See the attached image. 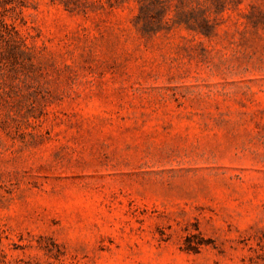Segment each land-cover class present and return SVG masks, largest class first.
Returning a JSON list of instances; mask_svg holds the SVG:
<instances>
[{"label": "rangeland", "instance_id": "obj_1", "mask_svg": "<svg viewBox=\"0 0 264 264\" xmlns=\"http://www.w3.org/2000/svg\"><path fill=\"white\" fill-rule=\"evenodd\" d=\"M0 264H264V0H0Z\"/></svg>", "mask_w": 264, "mask_h": 264}]
</instances>
